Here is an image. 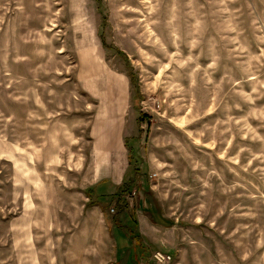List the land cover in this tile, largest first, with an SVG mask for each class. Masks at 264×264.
Here are the masks:
<instances>
[{
    "label": "rangeland",
    "instance_id": "obj_1",
    "mask_svg": "<svg viewBox=\"0 0 264 264\" xmlns=\"http://www.w3.org/2000/svg\"><path fill=\"white\" fill-rule=\"evenodd\" d=\"M156 250L264 264V0H0V264Z\"/></svg>",
    "mask_w": 264,
    "mask_h": 264
},
{
    "label": "built area",
    "instance_id": "obj_2",
    "mask_svg": "<svg viewBox=\"0 0 264 264\" xmlns=\"http://www.w3.org/2000/svg\"><path fill=\"white\" fill-rule=\"evenodd\" d=\"M155 264H167L171 260V255L167 252L156 250L152 254Z\"/></svg>",
    "mask_w": 264,
    "mask_h": 264
},
{
    "label": "crops",
    "instance_id": "obj_3",
    "mask_svg": "<svg viewBox=\"0 0 264 264\" xmlns=\"http://www.w3.org/2000/svg\"><path fill=\"white\" fill-rule=\"evenodd\" d=\"M105 193H106V192H105ZM93 194H94V195H97V189H94ZM126 250H127V248H126ZM126 255H128V253H127ZM126 260H127V262H128L129 264L132 263V262H129L130 259H129L128 257H127ZM135 264H147V260L145 261V260L142 258V256L139 255L138 260L135 262Z\"/></svg>",
    "mask_w": 264,
    "mask_h": 264
},
{
    "label": "trees",
    "instance_id": "obj_4",
    "mask_svg": "<svg viewBox=\"0 0 264 264\" xmlns=\"http://www.w3.org/2000/svg\"><path fill=\"white\" fill-rule=\"evenodd\" d=\"M123 187V186H122ZM121 185L119 186V189L122 188ZM143 253V252H142ZM132 263L131 264H134V261H131Z\"/></svg>",
    "mask_w": 264,
    "mask_h": 264
}]
</instances>
